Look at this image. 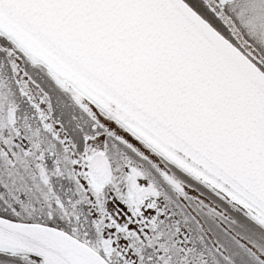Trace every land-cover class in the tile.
I'll return each instance as SVG.
<instances>
[{
    "label": "snow or ice",
    "instance_id": "6c2138e0",
    "mask_svg": "<svg viewBox=\"0 0 264 264\" xmlns=\"http://www.w3.org/2000/svg\"><path fill=\"white\" fill-rule=\"evenodd\" d=\"M0 264H264V0H0Z\"/></svg>",
    "mask_w": 264,
    "mask_h": 264
}]
</instances>
